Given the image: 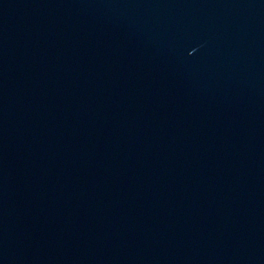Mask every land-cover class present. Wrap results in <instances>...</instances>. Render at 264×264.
<instances>
[{"label":"water","instance_id":"95a60500","mask_svg":"<svg viewBox=\"0 0 264 264\" xmlns=\"http://www.w3.org/2000/svg\"><path fill=\"white\" fill-rule=\"evenodd\" d=\"M0 264H264V0H0Z\"/></svg>","mask_w":264,"mask_h":264}]
</instances>
